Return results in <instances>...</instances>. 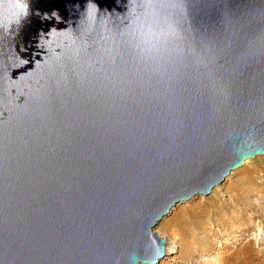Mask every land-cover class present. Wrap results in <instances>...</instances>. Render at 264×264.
Segmentation results:
<instances>
[{
  "label": "water",
  "instance_id": "95a60500",
  "mask_svg": "<svg viewBox=\"0 0 264 264\" xmlns=\"http://www.w3.org/2000/svg\"><path fill=\"white\" fill-rule=\"evenodd\" d=\"M258 156L264 0H0V264H159Z\"/></svg>",
  "mask_w": 264,
  "mask_h": 264
},
{
  "label": "rangeland",
  "instance_id": "374dc122",
  "mask_svg": "<svg viewBox=\"0 0 264 264\" xmlns=\"http://www.w3.org/2000/svg\"><path fill=\"white\" fill-rule=\"evenodd\" d=\"M218 187L178 204L156 226L179 247L159 264H264V156Z\"/></svg>",
  "mask_w": 264,
  "mask_h": 264
},
{
  "label": "bare ground",
  "instance_id": "6f19581e",
  "mask_svg": "<svg viewBox=\"0 0 264 264\" xmlns=\"http://www.w3.org/2000/svg\"><path fill=\"white\" fill-rule=\"evenodd\" d=\"M250 160H251V159H250ZM250 160H246L244 164H245V165L248 164ZM235 171H236V170H235ZM235 171L230 172V174L224 179V181H225V180H230L231 177H232V175L235 173ZM218 189H219V187L216 186V187H214V188L212 189V192L215 193V191L218 190ZM176 206H177V205H176ZM176 206H175V207H176ZM175 207H174V208H175ZM174 208H173V209H174ZM173 209H172L170 212H172ZM169 214H170V213H169ZM167 216H168V215H167ZM167 216H166V217H167ZM166 217H164L162 220L166 219ZM178 248H179V247L176 245V242H175V241H173V240H166V251H165V252H166V256H165V258L168 257V256H170V255H172V254H174V253L176 254V252L178 251Z\"/></svg>",
  "mask_w": 264,
  "mask_h": 264
},
{
  "label": "clouds",
  "instance_id": "9594fccd",
  "mask_svg": "<svg viewBox=\"0 0 264 264\" xmlns=\"http://www.w3.org/2000/svg\"><path fill=\"white\" fill-rule=\"evenodd\" d=\"M18 7H20L21 11L23 12L24 5L23 4H18ZM17 23H18V21H17Z\"/></svg>",
  "mask_w": 264,
  "mask_h": 264
}]
</instances>
